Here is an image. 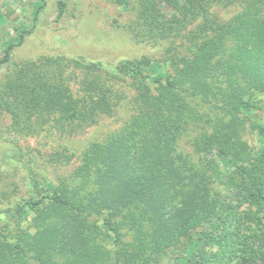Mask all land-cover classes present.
I'll use <instances>...</instances> for the list:
<instances>
[{"label": "trees", "instance_id": "trees-1", "mask_svg": "<svg viewBox=\"0 0 264 264\" xmlns=\"http://www.w3.org/2000/svg\"><path fill=\"white\" fill-rule=\"evenodd\" d=\"M131 4L124 31L167 43L161 61L41 56L0 75V119L19 138L78 135L115 113L126 98L118 83L135 91L116 132L79 154L49 155L68 174L0 209V264H158L194 238L216 251L178 264H264V152L248 143L253 133L264 141V0ZM230 7L238 11L222 20ZM64 8L58 1L57 19ZM225 191L236 193L230 202ZM242 203L254 211L239 213ZM30 213L33 233L14 229Z\"/></svg>", "mask_w": 264, "mask_h": 264}, {"label": "rangeland", "instance_id": "rangeland-1", "mask_svg": "<svg viewBox=\"0 0 264 264\" xmlns=\"http://www.w3.org/2000/svg\"><path fill=\"white\" fill-rule=\"evenodd\" d=\"M58 1H63L65 8L57 19ZM130 1V6L124 10L116 0H0V56L9 43L15 44L9 63L0 65V75L9 72L13 64L41 56L82 57L107 64L141 56L161 61L165 58L167 43H135L124 31V24L133 16ZM237 11L230 7L227 10L220 9L218 14L222 20L228 21ZM20 35L23 39L18 44ZM70 83L72 90L76 91V82L73 80ZM118 85L124 90L126 98L117 106L115 113L110 117H102L96 125L78 135L60 137L45 129L37 135L19 138L10 132L9 120L0 119L1 210L11 209L20 199H27L33 187L41 186L43 180L56 181L60 175L69 173L68 167H59L56 171L48 164L49 155L56 152L79 154L87 145L103 141L130 119L133 114L131 100L135 91L125 83L120 82ZM260 98L262 111L259 120L264 123V96ZM248 143L254 154L264 152V141L257 133L248 137ZM220 163L224 168L222 161ZM235 194L225 191L222 198L230 202V197ZM238 211L246 214L254 211V208L242 203ZM32 218L33 213H30L14 229L33 233ZM206 229L209 231V228ZM195 240L190 248L181 246L159 256L158 264H178L179 260L189 258L190 251L192 254L216 251L215 247L205 246L203 241Z\"/></svg>", "mask_w": 264, "mask_h": 264}]
</instances>
